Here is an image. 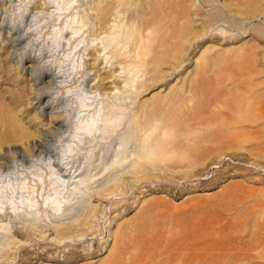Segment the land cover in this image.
Segmentation results:
<instances>
[{"label": "rangeland", "instance_id": "rangeland-1", "mask_svg": "<svg viewBox=\"0 0 264 264\" xmlns=\"http://www.w3.org/2000/svg\"><path fill=\"white\" fill-rule=\"evenodd\" d=\"M48 1L0 0V26L5 19L4 25H21L28 35L20 46L23 56H11L14 49L0 39V138L13 125L34 134L0 140V148L24 149L25 141L50 126L49 115L31 104L26 53L47 55L44 63L54 70L66 59L61 64L67 70L89 43L83 52L85 68L92 70L89 84L105 91L94 106L103 114L116 102L126 118L75 147V176L83 175L71 188L85 182L67 211L54 216L43 206L0 216V264H264V0H125L98 40L96 9L119 0H72L58 21L57 4ZM72 16L74 26H85L68 60L71 45L56 43L55 31ZM121 20L148 24L158 35L146 63L134 70L131 91L124 82L128 70L115 55L121 50L127 57L136 36L122 49ZM105 43L111 44L107 50ZM71 70L56 90L76 98L81 68ZM135 116L142 123L139 144L160 139L157 149L167 150L163 160L148 163L123 145ZM154 123L159 127L145 135ZM49 162L35 157L1 170V185H16V200L36 189L34 197L42 202L61 184L51 183L50 173L58 169ZM65 163L59 168L69 170Z\"/></svg>", "mask_w": 264, "mask_h": 264}, {"label": "bare ground", "instance_id": "bare-ground-1", "mask_svg": "<svg viewBox=\"0 0 264 264\" xmlns=\"http://www.w3.org/2000/svg\"><path fill=\"white\" fill-rule=\"evenodd\" d=\"M48 2L49 4H52L51 7H55V4H57L55 9L58 10V12H56V15L57 14L58 15L55 17V20L58 21V19H60L61 16L66 14V12L64 11L68 10L67 7L72 3V0H49ZM117 3L118 4H116L115 2L108 1L106 5L96 9L97 16L100 22V28H99V32H97L95 40H98L97 38H100V35L103 33V30L105 29V25L111 21V16L113 15V13L119 10L120 7L126 6L128 4V2L125 0H119V2ZM48 14L53 15L54 11L49 10ZM74 19L75 18H73L72 16L70 22L67 21L68 23L67 22L64 23L63 21L59 25V28L55 31L56 43L63 46L68 41V43L71 45L70 50L67 52L68 60L71 54L75 50H77V47L81 45L80 43L82 41L79 39L74 40L75 39L74 37L78 36L77 34L82 32L83 27L85 26V24L82 26H74L73 25ZM5 21L6 20L3 19L0 26V39H3L2 41H4L7 46L14 49L12 51L11 56L14 55L23 56L24 52L21 51L20 46L25 42L28 36L25 32V28L22 27L21 25H16V24H15L16 26L9 27L7 22L6 25H4ZM6 28H9V31L7 32L8 35L3 36V34H5L3 32L5 31ZM117 28L120 32L119 38L122 39L120 44L124 42V44H122V49L126 45V43L129 40H131L132 37L136 36L134 39V47L132 50L127 52V57L123 58L125 53L122 54L120 52L121 50H117L115 55L116 57L118 56L117 62H119L123 68L128 70L127 78L125 79L124 82L126 83V86L129 87V91H131L135 87L134 82L136 81V77H137V74L135 73L134 70L135 68L139 69L141 66H143L146 63V60L152 54L151 53L153 50L151 49L152 45L156 44L158 41V37H157L158 35L157 32H155L156 29H152L151 26H148V24L147 26L135 27L133 24L124 23V20H121ZM69 34L72 35L69 36ZM112 34H109V36H111ZM118 45L119 43L115 47H117ZM89 46L90 44L88 43L87 45L82 46L81 49L77 50L76 52V54L78 53L77 63H74L73 67H69V69L67 70L66 68L64 69V66L61 64L62 62L63 63L66 62V59L65 61L60 62V64L58 65V69L54 70L53 67L51 66L48 67L44 63L45 56L47 55L41 53L40 51H38L39 54L37 52H36L37 54L26 53V59L28 63H26V65L24 64V70L31 73L33 86H34V92H33V97L31 98V104L34 103L35 105H39L38 106V108L40 109L39 113H41L42 116L49 115L48 125L50 124V126L39 129V131H37L36 133L37 135L36 139L25 141L23 146L24 149L17 148V146L10 148L7 147L5 148L1 146L0 171L4 169L9 170L13 167L14 164L18 162L25 164L32 161L33 163V159L35 157L43 158L44 156V157H48L50 161L49 163H51L52 166L54 165L58 169V170L55 169L54 172L50 173L51 178L53 179L51 183L59 184L61 182V184H59V186L57 185V188L54 190V193L52 195L49 194V196L44 198L41 202L39 199L38 200L36 199L37 196L34 197L37 194L34 191L36 189H34L32 193L30 192L29 194L30 196L28 195L29 197L24 196L26 198H22L21 196H19L21 198L19 200H16L15 197L13 196L15 194L16 185L12 187V184L10 185L8 181V184H6L5 186L4 183L1 185L2 182H0L1 185L0 216H5V215L17 216L20 215L21 213L29 214L32 213L33 211H40V209L43 208V206L51 208L52 211L54 212V214L52 215L54 216L55 214L57 215L67 211L66 208L68 204L71 202V197L81 189L79 185L84 184L85 182L83 179H80V182L77 183V185H75L74 188H71L73 184L78 182L76 179H78V177L81 178V176L83 175L82 172L75 176V174L80 170L79 168L76 169V171H74L75 170L74 164L76 163L74 160L76 155L79 154L78 152L74 154V152L76 151V148L78 147L79 143L86 140L88 135L96 136V134L100 131L102 126H104L103 133L104 134L109 133L111 131L109 130L111 126L113 127V129H115L116 127L122 125V121L126 118V114L124 113L123 108L120 105L119 107H117L118 104H116V102L111 104L108 111L104 112L103 114H101L102 109L100 110L98 108V105L94 106L95 105L94 103L96 102L97 99H99V96L104 97L105 91L104 94L101 93V91L98 93V89H93L95 84H92V86L91 84H89V76L92 73V70H86L85 67L87 65V60L85 59L83 54L84 51L89 49ZM110 46L111 44L105 43L104 49L107 50L109 49ZM104 49L103 51H106ZM101 52L102 50H100L99 52V57ZM83 59H85L84 62ZM108 62H111V60L107 59V63ZM76 67L77 69L81 68V70L79 71V73H81V78L78 79L77 81V82H81L77 92L78 96L75 98L73 95L72 96L60 95L59 94L60 89L56 90L58 84L66 82V75L67 77L69 75L72 76L70 70L71 69L74 70ZM60 79L63 80L60 81ZM118 88L119 87L116 85V89ZM120 89L121 88H119V91ZM122 91L120 93H123ZM71 92L73 93V89L68 90V94L69 93L71 94ZM113 93L112 95H114L113 97H115L114 98L115 101L120 100L119 97L120 94L118 95L119 92H117V94L116 92ZM54 94H56L57 96H55ZM93 106L94 108L92 109ZM59 108H61L60 111L58 110ZM136 119L137 117L135 116L134 120H132V122L126 129V133H125L126 137L123 142V145L124 146L130 145L131 150L136 154V156L138 157L141 156L143 160L147 161L148 163L149 162L156 163V161L163 160L165 154H167L166 153L167 150L157 149V147L159 148L161 146L159 143L160 139L159 140L155 139L154 141L152 140L153 142H149L150 139L149 140L143 139V142L139 144V128L141 127L142 123L140 119L139 120L137 119V121ZM158 127H159L158 124L154 123L153 126H151L148 130L145 131V135H149L150 132H154V130H156ZM169 133L170 131H168V128L163 129L162 134L164 136L169 135ZM32 135L34 134H31L28 131H25L24 129L18 128L17 126L13 125V126H7L6 132L2 135L0 140L1 141L17 140V137L20 136L30 137ZM84 137H86V139ZM162 139L165 141L164 137ZM138 147H142L144 149L143 151L139 149V151H141L140 154H137L136 152V150H138ZM62 152L64 153L63 156L64 158L63 157L61 158ZM63 159H66L67 163L65 164H67V166L72 165L69 170L68 169L66 170L64 167L59 168V164ZM136 162L134 160L132 161L133 167L134 165H136ZM73 171L74 173L72 175ZM8 174L11 173L9 172ZM26 182L28 183V181ZM60 187L63 188L60 190ZM8 188L12 190L11 193L12 196H9L11 194L8 191H6ZM21 188L22 190L24 189L27 190L25 185L21 186ZM26 190L25 192L31 191V190H27V191ZM33 192H35L34 195ZM7 193H9L8 196L6 195ZM20 193L22 194L23 192ZM37 195L39 196V194ZM2 228L4 227L0 225V230Z\"/></svg>", "mask_w": 264, "mask_h": 264}]
</instances>
